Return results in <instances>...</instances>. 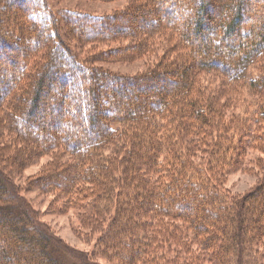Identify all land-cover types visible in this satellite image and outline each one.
Masks as SVG:
<instances>
[{"label":"trees","instance_id":"trees-1","mask_svg":"<svg viewBox=\"0 0 264 264\" xmlns=\"http://www.w3.org/2000/svg\"><path fill=\"white\" fill-rule=\"evenodd\" d=\"M1 1L0 10L22 11L0 16V264H66L10 184L49 153L46 173L31 183L79 203L104 258L264 264V0H131L110 15ZM72 39L120 45L92 52L95 61L165 50L153 68L123 76L82 60ZM212 71L259 96L255 133L248 122L224 121L217 90L199 80ZM250 150L261 154L251 161L262 177L237 195L224 178Z\"/></svg>","mask_w":264,"mask_h":264},{"label":"rangeland","instance_id":"rangeland-1","mask_svg":"<svg viewBox=\"0 0 264 264\" xmlns=\"http://www.w3.org/2000/svg\"><path fill=\"white\" fill-rule=\"evenodd\" d=\"M6 1L7 0H2L1 4L4 5ZM130 1L131 0H48V4L56 14L62 12H85L94 15H110L127 7ZM11 8L12 11L8 13L7 9L0 10V16L6 19L5 14H9L10 16L17 15L21 10L15 8V6ZM6 21L8 22V20ZM244 21L243 26H246L247 21ZM223 42L224 44L226 43L225 40H223ZM68 44L82 60H86L87 58L91 59L92 64L95 66L123 76H136L153 68L157 64L159 58L164 56L165 50L157 49L155 50L156 52L150 54V56H144L132 61L113 58H108V60L104 61H95L96 54L94 55L92 52L107 50L111 47L120 45L115 43L113 46H106V44L94 43L89 46L82 45L73 39ZM184 53L186 52H182L181 55ZM36 62L37 59L33 63L31 61L28 72L33 73ZM262 64L261 62L255 64L253 73H258ZM199 80L200 83L204 82V85L217 90L216 92L219 95L218 103L220 104L225 122H242V125H244V122H248L250 126L254 128L252 133H255L257 129L255 120L257 118L256 110L259 106V96L253 92L248 84L242 82L239 83L238 86L229 85L226 83L227 80L224 75L216 71L201 73ZM55 93L59 94L58 89L54 87L53 95ZM87 97L89 99V96ZM46 98H48V96H46L45 99ZM49 101L52 102L50 99ZM47 107L48 106L43 110L42 113L44 116H42L48 120L54 117V114H52V116H47L49 112H52V109L48 110ZM3 110L4 105L0 106V111ZM66 116L68 117V113L63 116V119H66ZM51 123L53 127L50 126V130L53 133L58 132L62 127V125L58 126L54 122ZM47 126H49V124ZM64 128H66V126H64ZM32 132L39 137L41 136V133L35 128H32ZM246 138L252 139L253 136L252 134L246 135ZM50 154L51 153L40 156L34 164L25 166L15 173V177L11 179L12 181L10 184H12V194L17 202L16 205L29 211V213L33 215L35 221H37L44 230L53 235V240L59 248L58 252L62 256L64 263L119 264L118 262L104 258L101 255L102 252H99L98 249L96 250V241L100 235H97V232L94 233L87 228H83L81 220L85 213L78 205V202L66 204V198L63 194L59 193L58 190L44 191L31 183L38 175L46 173L45 166L50 160ZM259 156H261L259 151L250 150L245 161H240L238 164L230 163L231 170L224 178L225 187H227L230 192L237 195H244L256 187L262 177L263 170L258 166L255 167L251 158H258ZM3 243L5 242L0 241V246L3 245ZM259 251L261 260L264 261V247H260ZM177 262L178 263L174 264H198L194 259L177 260ZM199 264H203V262Z\"/></svg>","mask_w":264,"mask_h":264}]
</instances>
